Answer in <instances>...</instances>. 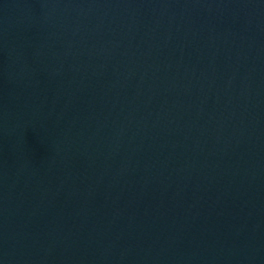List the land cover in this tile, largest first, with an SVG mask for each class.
Returning a JSON list of instances; mask_svg holds the SVG:
<instances>
[{
    "label": "water",
    "instance_id": "obj_1",
    "mask_svg": "<svg viewBox=\"0 0 264 264\" xmlns=\"http://www.w3.org/2000/svg\"><path fill=\"white\" fill-rule=\"evenodd\" d=\"M0 264H264V0H0Z\"/></svg>",
    "mask_w": 264,
    "mask_h": 264
}]
</instances>
